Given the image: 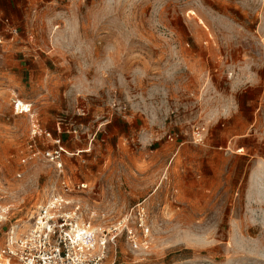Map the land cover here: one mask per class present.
I'll list each match as a JSON object with an SVG mask.
<instances>
[{"label": "rangeland", "instance_id": "1", "mask_svg": "<svg viewBox=\"0 0 264 264\" xmlns=\"http://www.w3.org/2000/svg\"><path fill=\"white\" fill-rule=\"evenodd\" d=\"M14 33L0 248L62 179L44 156L61 149L104 264H264V0H36Z\"/></svg>", "mask_w": 264, "mask_h": 264}, {"label": "built area", "instance_id": "2", "mask_svg": "<svg viewBox=\"0 0 264 264\" xmlns=\"http://www.w3.org/2000/svg\"><path fill=\"white\" fill-rule=\"evenodd\" d=\"M13 104L22 112L30 110L19 101ZM61 151L44 156L57 164L58 178L62 179L37 208L31 228L18 236L10 232L0 248V264H104L106 246L91 225L93 213H83L81 205L71 198L73 192H82L87 186H70L64 179L62 166L57 163ZM127 239L136 246L133 234Z\"/></svg>", "mask_w": 264, "mask_h": 264}, {"label": "crops", "instance_id": "3", "mask_svg": "<svg viewBox=\"0 0 264 264\" xmlns=\"http://www.w3.org/2000/svg\"><path fill=\"white\" fill-rule=\"evenodd\" d=\"M40 2H48L50 0H38ZM36 2V0H0V17L2 19H6L9 21L10 27L7 25H3L2 22H0V38L5 41L4 44L0 48L6 49L8 47H14L15 49H18L14 46L15 42H18V38L16 37L14 30H16L20 23L26 19L27 11L29 7L32 5V3ZM19 42H22V40H19ZM66 144V143H65ZM75 143H72L71 145H68V143L65 145V147L68 150H73L75 148H80V145H74Z\"/></svg>", "mask_w": 264, "mask_h": 264}]
</instances>
